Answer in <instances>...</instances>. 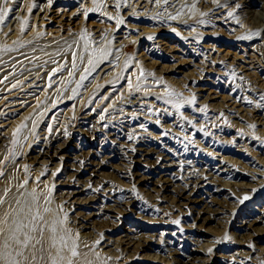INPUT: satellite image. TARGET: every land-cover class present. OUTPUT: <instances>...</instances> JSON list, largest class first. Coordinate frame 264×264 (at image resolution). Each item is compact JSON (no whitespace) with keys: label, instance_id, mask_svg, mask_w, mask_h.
Segmentation results:
<instances>
[{"label":"bare ground","instance_id":"obj_1","mask_svg":"<svg viewBox=\"0 0 264 264\" xmlns=\"http://www.w3.org/2000/svg\"><path fill=\"white\" fill-rule=\"evenodd\" d=\"M26 1L27 0L21 1L20 2L21 5H19L18 3L17 7L13 8L14 10L13 12L8 11L7 16L3 19V21L5 20V25H4L5 27L3 30L4 33L7 34L11 32L13 33L17 32L18 19L21 18L25 13V8H24L25 5L22 4ZM30 1L33 4V7L36 12L35 17L37 18V22H36L37 26L36 28L34 26V28H32L31 31L37 30L38 33L48 34V37L45 38L46 40L41 41V43L42 42H46L48 44L53 43L49 48L50 51L55 50L57 51V53L62 51L63 53H66V51L69 48L70 40L72 39V35L74 32L73 27L76 24L74 23L75 20L74 15L76 13V10L80 9L81 11L85 12V10L87 9V7H89L92 0H61L59 2L58 0H44L43 2H40L38 0H30ZM254 2H259L260 6L263 8L261 12H257V11L254 12L252 10L248 11L247 13L249 16L248 19H245V21L241 20L242 18L240 19L239 16H235V13L237 11L236 8L238 4L241 3L254 4ZM68 3L70 4V6L76 5L77 7L75 6L76 8L71 10ZM64 7L66 9H64ZM120 7L117 4L111 2V0H107L104 3L102 10L98 12L99 17L102 21L108 22L109 20H111L110 18L113 16V13L116 11H117L116 13H121L120 11H123L122 12L123 14H121L120 21L117 23L115 22L114 25L110 28V30L108 29L109 33L107 35H104V31L101 30L98 26L94 29L93 27L91 28L90 26L86 25L87 29L85 32H87L88 38L90 39L89 41L98 43L101 40H103L102 37L105 36L106 38L107 37L109 38L110 44L112 43L113 39H116L117 42H120L122 44L127 40L128 36L133 37V35L139 33L136 28L139 29V27H141L143 28L142 30L147 28V26L146 28L142 27V24L145 25L147 23H150V25H155L157 23H164L168 27L171 26V30L173 32H178L177 35L179 36L180 41L182 43L185 42L187 43V41L188 42L193 41L197 45V48H199L196 51L203 50L202 57L200 58V62H199L200 64H196V65L192 64V60L195 59L196 52L195 50L193 51L190 48H188V50H191V52H194V54L190 55L191 56L190 58L183 56L181 57L182 59L179 62H176L174 64L172 61L174 53L170 55L169 51L171 50V48L168 46L165 48L161 47L160 45L162 41L161 39L160 41L152 45L153 48L152 51H148L147 49V50H143L141 54L139 53L140 55L137 57L135 64L138 65L140 64L139 66H142L143 68L147 67L146 69L148 71L146 72H148V75H151L150 79H152V82H147L145 84H153V82L155 81L156 85L161 86V83L163 82L164 79L165 80L164 82H166V86L172 84L180 89L182 93L179 96L176 95L177 98L184 97L185 99L184 101L179 100L180 98L178 100L166 99L159 94L157 95V99H156L157 103L159 104L158 106L168 105L170 106L171 109H173L174 106L180 107L181 105L183 106V104H192L191 99L199 100L200 101L199 103L204 105L207 101L211 100V97L209 95L210 91H207L206 93L201 92L202 89L200 90L199 88L197 89L195 87L196 86L195 82L201 80L202 76L207 78H209L210 76L218 77L224 71H229L228 75L231 77H234L235 74L236 75L240 74V76L244 77L245 79L244 82L246 84V89H247V92L244 93L245 98H250V99L264 98V76L261 73L262 71H264V37L260 39V41H258V39L248 41L247 42L248 48L244 46L245 48L243 49H245V51L241 49L242 50L241 54L239 55L233 54L232 57L229 56L228 50L220 49L217 47V45H219V43L221 42L223 43V45H225V44H229L227 43L229 40L235 39L233 36H228L227 34H223V30L225 33V30H231L230 27L236 26L237 27L236 33L238 34V36L241 35L243 36V39L245 38L247 39L251 35L250 30H248L249 26L263 27L261 20H264V0H223V1L124 0V2ZM87 13L88 11L84 13L85 16L87 15ZM229 13H231V15H229ZM2 14L3 12L2 13L0 12V15ZM83 18L84 21L86 17ZM224 21H228V23H223ZM96 24L99 25L100 22ZM224 24H225V29L222 28ZM227 24L230 26L227 27ZM41 43L39 44L35 43L33 46L41 47L46 44V43L44 44ZM14 47L15 48L10 51V54L5 59L0 60V114L7 115L5 117V121L8 120L7 123L12 124V126L16 125L22 119H25L24 128L26 129L29 125L32 124L33 122L32 118L34 120L37 114L38 115L42 113L47 114L49 112H54L58 109L55 112V114L49 118L51 122V126H48L46 128L44 127L43 131L38 135V144L36 145V148L31 152L33 156L31 157L32 160L31 162H29V164L32 163L39 166V167L37 166L35 167L37 171L39 170L38 168H41L40 165H44L49 162H54V161L56 162L58 160L60 164L58 168L61 166L62 162L64 163L61 172L62 174H64L63 178L60 179L61 180L60 182L56 181L57 184L56 185L53 184V188L55 189L54 196H56V201L60 205L63 211V217L66 226L70 232V237L67 240V246L69 248V252L71 254V249L73 246H75L77 252L76 256L71 257L73 264H107L108 262H104L103 259H112V258L109 255L104 256L103 253L100 254L101 252L99 253L94 250L96 244L95 242H99L101 240H102L101 243H103L105 247L111 248L110 252L113 253V255L114 253H119V254L123 253L126 254L128 257H133V258L137 257L141 259L142 262L148 261L150 260V258L152 259L151 256L154 254L152 255L148 254L149 252L147 251L153 252L157 250L155 248L158 247H156L151 241V238L154 237V235L156 234L151 233L149 236L146 237L144 234H142V232L131 233L130 230L127 229H122V228L117 229L116 226H114L116 225L117 220L115 224H109L111 223L110 222L111 220L110 221L108 220V222H103L101 220L103 224L99 225L98 227H95L99 218L107 217V215H109L108 213L110 212L118 213V211L113 210L115 207H118L120 209L119 213L121 215H123V213L126 211L132 212L133 201L130 199V197H128V199L126 200L116 199L115 200L116 206L114 205L115 207H113V205L109 203L106 204L110 200L109 198H111L114 195L116 196L118 194V192L114 191L111 188L108 189L102 188V191L100 190L101 191L100 193H97L96 191L90 193L82 187L71 188L72 179H74V182L76 183L80 181L84 182L83 186L86 183H88L87 185H89V183L94 181L97 182L98 180V179H93L95 172H97V167L96 168L92 167L94 161L91 155L89 154L91 142L90 143L87 142L84 144L83 152L82 154L80 153V155L78 156V162L80 164L79 167L82 170H80L79 168L74 169L72 166H70L72 163L68 164L69 158L67 157L66 154L67 148H65V145L70 141L72 135L74 134L73 120H72L73 123L72 125L70 124L69 120H66L72 117V110H71L72 105H70L69 102L70 99L68 97L67 98L64 97L62 98L61 101H58L55 97L56 96L55 94H53L54 97L52 99H49L51 97V94L56 89L55 78L52 77L51 79H48L49 72H46L44 68L45 66L39 67V66L31 65L29 67L28 65H26L27 63H30L31 60H33V57L35 56L34 47H32L33 49H30L31 47H28L26 44L19 46L15 45ZM125 47L126 48L129 47V45H125ZM248 49L251 50L252 52L248 54V58L250 59V61L246 62L244 56L246 55V50ZM166 50L168 51L167 53L165 52ZM157 51L159 52L158 54L156 53ZM204 55L208 57V60L204 59ZM145 61H147V63L144 64ZM111 63L112 61L108 59H102L99 63H97L94 67V69H97L98 71L97 75L95 76L97 77L99 76V78H101V75L103 74L102 77L104 78L105 76L113 73L115 70L114 68L115 65ZM256 64L257 66H255ZM177 65L182 66V68H187V66H193V69L187 71H181L180 75L183 78H181L178 82L176 80H174L173 82V79L168 77L170 74L174 73L175 71L174 68ZM215 67H219V68H215ZM221 67H224V69L222 70ZM110 78L112 77L111 76L108 77L106 82L109 81ZM141 80L142 81L140 82H145L143 80H146V78ZM16 81H21V84H19L18 86H14L16 84ZM157 81H160L161 83L159 82V84H157ZM167 82L170 83L167 85ZM210 82L208 81L207 85H210ZM111 92L112 91H107L106 92L107 94L105 96L109 97V95L113 94ZM136 93L147 94V92H145V90L142 89L138 90V92L136 91L135 93L132 91L129 93L130 96L126 97L119 104L122 107L123 106L128 107V109L133 108L135 103L134 101H132L133 99L132 100L130 99V97H133L131 95ZM221 100L224 102V105L221 106V111L223 108H225L227 113L225 115L228 117L231 116L234 119H236L237 124L241 125L249 121L250 126L256 123L264 125V121H263L264 113H262V109L260 108V106L256 105L255 103L250 104V106H245L243 103H237L238 99L230 94H228L227 96L223 95ZM217 108L220 109V106L218 105ZM110 110L103 109L100 111V114L98 115L94 114V110L84 111L83 113L84 119L78 122L77 126H75V128H77L76 129L77 133L75 134L76 135L75 137L77 136L81 137V134H83L87 136V138H89L88 141L95 140L96 142H98L99 139H101V137H106L107 139H109V137H113V139H117V138L120 139V137H122L121 141H119L116 147V150L118 151L121 158H125L134 166L138 165L140 159L150 160L151 164L156 165L159 173L164 174V172L167 171V169L164 168L172 166L174 159H176V153H177L176 149L171 148L172 145L168 143H165L163 141L158 142L155 139L146 142L142 138H138L135 136L133 138L125 137L124 135L125 132H123V130H121V133L119 135L116 131L114 132V130L109 126H107L106 124L108 120L110 118L112 119L113 117L112 114L114 112H109ZM187 110L189 111L188 112L189 117L195 116V114L198 112L194 108H189V107ZM126 112L125 114H127ZM120 113L122 112H119V114ZM99 118H106L105 122L103 121V123H101L99 121ZM169 118L170 117H166V116L163 117V123L161 125V128H163V130L169 127L171 128L172 123L170 122ZM214 123L213 125H211V123L209 124L211 125V127H209V129L206 130V132L209 131L211 133L212 131H214V133H218V138H212L210 142L205 141L207 143L204 147H206V149L210 152L211 151L218 152L222 158L226 153L229 154V157L231 155L232 160L233 157H235L234 158L235 162L239 161L241 165L239 167L244 169V172L239 171L238 173H236L234 175V179L239 180L241 182H243L242 180H245L247 182H243L244 185H242L241 183V186L238 185L237 188L235 187L230 189L229 193H231L230 194L231 196L230 197L224 196L225 198L223 197V199L218 198L221 195L222 190L219 188L218 189L215 188L216 190L214 189L215 192L210 202L209 203L205 202L203 204L201 203L202 204L201 208L200 209L197 208L198 211L194 212L193 215L191 214V219L193 223L199 229L204 228V225L206 223H208L210 220H214L216 215L220 214L221 211L218 208L220 206V201L221 204L231 203L232 200L240 197L242 194L245 193L246 185H248V181L253 180L255 183H257L260 178L264 179V175L259 174L261 172L251 173V174L245 173V169L247 167L251 169L255 167L258 168L259 166H261L264 168V150L263 151L256 150L258 154L257 158L255 157L256 155L248 156L247 153L245 152L249 148L245 145L242 139L241 140L239 139V141L235 142L236 138L229 139L228 142L229 144H233V143L235 144L234 147H230V145H227L225 142H223L224 141L223 138L225 137L227 130L226 131L223 130L222 127ZM129 125L130 124L125 125V127H129ZM5 126L6 123H2V129H4ZM25 129L22 132L26 131ZM67 130H69V133H67L68 132ZM210 135H212V133ZM212 141L214 142L212 143ZM225 141H227V138ZM5 145H6V136L4 135V132H2L0 129V147L6 148ZM242 148L245 149V151L243 152L244 154L241 153V150H238ZM80 151H82V149ZM177 158H179V156ZM107 160L108 162L110 161V159ZM97 164L98 165L102 164V162ZM222 166L225 167L228 165L224 163L222 164ZM129 168H127L128 172H130ZM237 169H235V171H237ZM178 171H179L178 172L179 183L177 184L174 183L168 184V181L162 178L163 175L162 177L157 176L155 181L153 180V182H149L152 185L151 187L152 190H155L157 193L156 196L155 195L153 197L151 196L152 198L149 197L150 198L149 203H151L152 207H157L159 205L162 196L160 195L158 196V194L164 193V195L167 198H169L168 203L170 205L169 209H172L170 210L171 214L175 212H181L180 211L181 207L183 208L184 206L193 204L192 203L193 201L190 198V194L198 184H200L203 181L209 184L213 183L215 187L222 184L220 181H218L219 178L217 177V174L211 172V170H206L205 168L196 170L195 168L188 169V167L186 166V167L178 168ZM81 172L82 173L86 172V176L84 179L81 178L84 177L82 176ZM7 174H5L6 176L0 182V184H2L0 186V264H6L9 258L11 260V261L9 260L10 262L9 264H12L13 261L17 262V264H27V261L25 259L27 250L31 252V256H32V251H34V254L38 260L37 264H42L39 247L37 246L36 249H34L33 247L34 235H33V231L31 230L32 228H34L35 220L33 219V217L36 216L39 210L38 205L35 204L34 202H28L29 200L26 201L23 198V193H20L19 191H16L13 188H11V181L9 180V178H7ZM129 174L130 176L128 177V179L131 182H135L136 184L137 183L142 184L143 180H146L149 175V173L147 172L142 173L140 170L130 172ZM151 174L154 173L152 172ZM234 183L236 184V182ZM123 184L125 183L123 182ZM35 187L41 189L40 184H35ZM109 187H111V185ZM125 195L126 193L124 191V193H122L121 196L124 197ZM253 201H254L253 204L256 203L262 204V210L259 211L260 212L259 214L264 215V200L256 198ZM216 205L218 206L217 208ZM246 207H248V204L246 206H242V208L238 212L237 209L232 211L233 208L229 212V215L231 213L232 220L235 219L236 221L234 224L230 225V231H227L226 228L224 229L223 231L224 237L226 238L231 237L233 239H236L235 237L239 236L242 238L241 236L242 234H240L241 229L243 230L247 228H252V227L253 228H252V233L249 232L248 234H246L245 243L243 242L240 243L239 242L240 240H238V242L236 243L237 245L236 244L235 246L232 245L235 254L233 256L239 257L240 259H244L243 262L232 261L228 264H253L252 263L253 260L250 261L249 258L251 254H252L251 256H253V254L255 253H256L255 255L257 256H263L264 259V246L260 245V244L264 245V224H263L264 221H262L261 218L256 220L257 217L256 219L255 218L245 219L244 214H247L248 212L246 210L247 209ZM222 214H226V211H224ZM145 215H148V211L147 214ZM166 220L168 219L166 218ZM236 223H238L237 224L238 226H236ZM137 224L139 225V223ZM261 224L262 226H259ZM145 225L142 226L145 227ZM89 230L90 231L92 230L91 232L96 231L97 233H99L101 240L95 238L92 240L91 238L92 236L90 237V235H87V231ZM214 231H210V230L201 231V236L215 237L216 231L215 232ZM25 235L31 237L26 247L22 243L17 244L15 242L16 239H20L22 241ZM173 240H175V237L173 235L170 238L167 237V241H166L167 249L165 250L171 252L170 256L177 255L191 260H201L196 257L193 258L191 256H195L196 254H200V253L206 254L210 250L212 251L213 248H217L220 251L226 249V246L224 247L223 245L222 242L223 240H221L216 244H214L213 242H212L213 244L209 243L211 245L206 246V251L202 250L200 247L199 248L195 246L189 247L187 253L185 254V252L181 251L178 248L177 249H175V247L172 248L174 244ZM5 245H8V247L5 248ZM230 247L231 246L229 245L228 248ZM158 249L163 250L162 247H159ZM17 252L22 253V255H17ZM5 253H10V257L7 258V256L4 255ZM153 260H155V258ZM206 260H201V261H206ZM217 260H219L218 257L216 258V261Z\"/></svg>","mask_w":264,"mask_h":264},{"label":"rangeland","instance_id":"obj_2","mask_svg":"<svg viewBox=\"0 0 264 264\" xmlns=\"http://www.w3.org/2000/svg\"><path fill=\"white\" fill-rule=\"evenodd\" d=\"M21 1L23 0H0V12L2 13L4 9H8L9 12L11 11L13 12L14 11L13 8L17 7L18 3L19 5H21L20 4ZM38 1L43 2L44 0H38ZM59 1L61 0H58V2ZM106 1L107 0H92L89 7H87V9L85 10V12L88 11L86 16L84 14L85 13L84 11H81L80 9L76 10V13L74 15L75 17L74 23L76 24L73 27L74 32L72 35V39L70 40L69 48L66 51V53H63V51L58 53L55 50L50 51L49 48L53 43L52 44H48L46 42L41 43V41L46 40L45 38L48 37V34L38 33L37 30L31 31L32 28H34V26L35 28L37 26L36 23L37 18L35 17L36 12L30 0H27L24 3L22 2L23 3L22 5H25L24 7L25 13L21 18L18 19L17 32L15 33L11 32L7 34L4 33L3 30L5 27L4 26L5 20L3 22L0 21V60L5 59L10 54V51L15 48L14 47L15 45L19 46L26 44L28 47H31L30 49H33L32 47H34L35 56L33 57V60H31V62L27 63L26 65H28L29 67L31 65L39 66V67L45 66L44 68L46 72H49L48 79H51L52 77L55 78L56 89L51 94V97L49 99H52L54 97L53 94L56 95L55 97L58 101H61L62 98L64 97L65 98L68 97L70 99L69 102L70 105H72L71 108L72 117L66 120H69L71 125L74 123L73 124L74 134L72 135L70 141L65 145V148H67L66 154L67 157L69 158L68 164L72 163L70 166H72L74 169L79 168L80 170H82L79 167L80 164L78 162V156L80 155V153L82 154L84 144L87 142L88 143L91 142L89 154L91 155L94 161L92 167L93 168L97 167V172H95L93 179H98V180L97 182L94 181L89 183V185H87L88 183H86L83 186L84 182L80 181L76 183L74 182V179H72L71 188L82 187L90 193H93V191L100 193L102 191V188L103 189L111 188L114 191L118 192V194L116 196L114 195L111 198H109L110 200L106 204L109 203L113 205V207L116 206V201H115L116 199L126 200L128 199V197H130V199L133 201V207H132L133 213L131 211H126L127 213L124 212L123 215H121L119 213L120 209L118 207H115L113 210L118 211V213L112 212L113 213L112 214L110 212L108 213L109 215H107V217L99 218L95 227L102 225L103 222H108V220L109 221L111 220L110 221L111 223L109 224H115L117 220L116 225H114L116 226L117 229L120 228L127 229L130 230L131 233L142 232V234H144L146 237L149 236L151 233L156 234L154 235V237L151 238V241L156 247L163 248V250L155 248L157 250L153 252L147 251L149 252L148 254L151 255L154 254V255L151 256L152 259L150 258V260L145 262H142L141 259L137 257L136 258L128 257L126 254L123 253L122 254L114 253L113 255V253L110 252L111 248L105 247V245L101 243L102 240L100 239L99 233H97L96 231L91 232L92 230L91 231L89 230L87 231V235H90V237L92 236L91 237L92 240L94 238L101 240L99 242H95L96 244L94 250L99 253L101 252L100 254L103 253L104 256L109 255L112 258V259H103L104 262H108L107 264H174V263L175 264H206V263L228 264L232 261L243 262L244 259H240L239 257L233 256L235 255L233 246H235L238 240H240L239 241L240 243L242 242L245 243L246 234H248L249 232L252 233L253 227L243 230L241 229L240 234H242L241 235L242 238L236 236L235 237L236 239H233L231 237L230 238L224 237L223 231L225 228L227 229V231H230V225L234 224L236 221L235 219L232 220L231 213L229 215L231 209L233 208L232 211L237 209L238 212L242 208V206H246L247 204L248 207H246L247 208L246 210L248 212L247 214H244L245 216L244 218L256 219L257 217L256 220L261 218L262 221H264V217H263L264 215L259 214L260 213L259 211L262 210V204L261 203L253 204L254 203L253 200L256 198L264 200V179L260 178L257 183H255L253 180L248 181V185H246L245 193L242 194L240 197L232 200L231 203L221 204L220 201V206L218 207L216 205V208L218 207L222 213L226 211V214H222L220 212L221 215L220 214H218L219 216L216 215L215 219L210 220L208 223H206L204 225V228L202 229L197 228L196 225L193 223L191 219V214L193 215L194 212L198 211V209L201 208L203 203L205 202L209 203L216 189L219 188L222 190L221 195L218 198L223 199L224 196L225 197L231 196L230 195L231 193H229L230 189L235 187L237 188L238 185L241 186V183L242 185H244L243 182H247L245 180H242L243 182H241L239 180L234 179V175L236 173H238L239 171L244 172V169L239 167L241 166L239 161L235 162L234 160L235 157H233L232 160L231 155L230 158L229 154L226 153L222 158L218 152H212V151L210 152L206 149V147H204L207 142L211 141L212 138H218V133H214V131H212L211 132L213 135L212 137L209 131L206 132V130H208L209 127H211V125H213L214 122H215L214 124H217L218 126L222 127L223 130L225 131L227 130L226 135L223 138L224 140L223 142H225L227 145H230V147H234L235 144L234 143L229 144L228 143L229 139L236 138L235 142L239 141V139L240 140L242 139L245 145L249 148L248 149L249 151L247 150L245 152L247 153L248 156L256 155L255 157L257 158L258 157L257 151L264 150V127H263L264 125L256 123L250 126L249 121H247V123H243L244 125L237 124L236 119H234L231 116L228 117L225 115L227 114L225 108H223L221 111V106L224 105V102L221 100L222 96L223 95L227 96L228 94L235 96L238 99L237 103H243L245 106H250V104L255 103L256 105L260 106V108L262 109V113H264V98L263 99L245 98L244 93L247 92V89H246V84L244 82L245 81L244 77L240 76V74L237 75L235 74L234 77H231L228 75L229 71H224L226 74L223 72L218 77L210 76L209 78L202 76L201 80L195 82L196 85L195 87L197 89L199 88L200 90L202 89L201 92L206 93L207 91H210L209 95L211 97V100L207 101L204 105L199 103L200 102L199 100L191 99L192 104H183V106L181 105L180 107L174 106L173 109H171L170 106L168 105L158 106L159 104L157 103L156 100L157 95L160 94L163 96V98L166 99L178 100L180 97L177 98V96H179L182 92L176 86L169 84L170 82H167V85L168 84L169 85L166 86V82H164L165 81L164 79H163L164 83L157 81V84H159L160 82L161 86L163 87H161L160 85H156L155 81H154L155 83L153 82V84H145L147 82H152V79H150L151 75H148V72H146L148 71L146 69L147 67L143 68L142 66H139L140 64L139 65L135 64L137 57L141 54V52L147 49L148 51H152L153 49L152 45L157 43L161 39L163 41V42L161 41L160 44L161 47L165 48L168 46L171 48V50L169 51L170 55L174 53L173 54L174 56L172 58L174 64L176 62H179L182 59L181 57L183 56L190 58L191 57L190 55L194 54V52H191V50L193 51L195 50L196 52L195 59L192 60V64L196 65V64H200L199 62H200V58L202 57L203 50L196 51L199 48H197V45L193 41L192 42L187 41V43L186 42L182 43L180 41L179 36L177 35L178 32H173L171 30V26L168 27L164 23H157L155 25H150V23H147L145 25L142 24V27L146 28L147 26V28L144 30H142L143 28L141 27H139V29L136 28L139 33L133 35V37L128 36L127 40L122 44L120 42H117L116 39H113L112 43L110 44L109 38L108 37L106 38L105 36H103L102 37L103 40H101L98 43L89 41L90 39L88 38L87 32H85L87 26H90L91 28L93 27L94 29L98 26L101 30L104 31V35H107L109 33L110 28L114 25L115 22L117 23L120 21L121 14H123L122 13L123 11H120L121 13H116L117 12L116 11L113 13V16L110 18L111 20H109L108 22L102 21L99 17L98 12L102 10L104 3ZM219 1H223V0H219ZM111 2L117 4L120 7L124 2V0H111ZM75 6L76 5L70 6V9L71 10L75 9L77 7ZM64 9L66 8L64 7ZM236 10L237 11L235 13V16H239L240 19L242 18L241 20L245 21V19H248L249 16L247 13L248 11L252 10L254 12L256 11L261 12L263 8L260 6L259 2H254V4H247V3L238 4ZM83 17H86L84 21H83L84 19ZM99 22H100L99 25L96 24ZM261 22L263 24V27H259V26L248 27V30H250L251 32V35L247 39L246 38L243 39V36L241 35L238 36V34L236 33V29H237L236 26L230 27L231 30H225V33L223 30V34H227L228 36H233L235 39L229 40L227 42L229 44H225V45H223V43L221 42L219 43V45H217V47L220 49L228 50L229 56L231 57L233 56V54H237V55L241 54L242 53L241 49L245 47L248 48L247 45L248 41L254 39H258V41H260V39L264 37V20H261ZM223 23H228V21H224ZM223 26L222 28L225 29V24ZM228 26L230 25L227 24V27ZM148 28H151L153 30ZM35 43L37 44L46 43V44L41 47L33 46ZM125 45H129V47L126 48ZM188 48H190L191 50H188ZM243 50L245 51V49ZM165 52L167 53L168 51L166 50ZM251 52L252 51L249 49L246 50V55L244 56L246 62L250 61V59L248 58V54H250ZM156 53L158 54L159 52L157 51ZM90 59L92 61V64H89ZM102 59L111 60L112 61L111 64L115 65L114 66L115 70L110 75H107L103 78L102 77L103 74H102L101 78H99V76L98 77L95 76L97 75L98 71L97 69H94V67ZM204 59L208 60V57L204 55ZM74 63H75V67H73ZM145 63H147V61H145L144 64ZM255 66H257V64ZM86 68L89 69L88 72L85 71ZM215 68H219V67H215ZM190 69H193V66H187V68H182V66L177 65L174 68L175 70L174 73L170 74L168 78L173 79V82L174 80L178 82L181 78H183L180 75V72L187 71ZM221 69L223 70L224 67H221ZM69 73H71V75H69ZM261 73L264 76V71H262ZM82 76L86 78L82 80L81 79ZM110 76L112 78H110L109 81L106 82L107 78ZM144 78H146V80H143L145 82H140L142 81L141 79ZM208 81L209 82L211 81L210 85H207ZM19 84H21V81H16V84L14 86H18ZM141 89L145 90L147 94L136 93L131 95L133 97H130V99L131 100L133 99L132 101H134L135 103L133 108L128 109V107L125 106L122 107L119 104L126 97L130 96L129 94L130 92L133 91L135 93L136 91L138 92V90ZM107 91H112L111 93L113 94L109 95V97H106L105 95L107 94L106 93ZM179 100L184 101L185 99L184 97L183 98L181 97ZM218 105L220 106V109L217 108ZM188 107L194 108L195 110L198 111L195 114V116H191V117L188 116L189 114L188 113L189 111L187 110ZM103 109L104 110L111 109L109 112H114L112 114L113 116L112 119L110 118L106 124L107 126L112 128L114 132L116 131L119 135L121 133V130H123V132H125L124 133L125 137L128 138H133L135 136L138 138H142L146 142L155 139L158 142L163 141L165 143L172 145L171 148L176 149L177 152L176 159H174L172 166L165 167L164 169H167V171L164 172V174L159 173L156 165L151 164L150 160L140 159L138 165L134 166L125 158H121L118 151L116 150V147L119 141H121L122 137H120V139L119 138L113 139V137H109V139H107L106 137H101V139H99L98 142H96L95 140L88 141L89 138H87V136L83 134H81V137L79 136L75 137L76 136L75 134L77 133L76 131L77 128H75V126H77L78 122L84 119L83 117L84 111L94 110V114L98 115L100 114V111ZM56 111L49 112L47 114L44 113L39 115L37 114L34 120L32 118L33 121L32 124L29 125L26 129L24 128L25 119H22L16 125L12 126V124L7 123L8 120L5 121V117L7 115L0 114V129L2 132H4V135L6 136V145H5L6 148L0 147V163H1L0 173H2L0 174V182L6 176L5 174L8 173L7 178H9V180L11 181V188H13L16 191H19L20 193H23V198L26 201L29 200L28 202H34L35 204L38 205L39 210L35 216L36 219L34 223V228H36L37 230L33 231V235H34L33 247L34 249H36L37 246L39 247L42 264H52L53 259L56 260V264H68L69 260L72 262V258H71L72 255L70 254L69 248L67 246V240L70 237V232L66 226L63 217V211L60 205L56 201V196H54L55 189L53 188V184L56 185L57 184L56 181L60 182L61 181L60 179L63 178L64 174H62L61 172L64 163L62 162L61 166L58 168V166L60 165L58 160L56 162L55 161L49 162L47 164L40 165L41 168H38L39 170L37 171L35 169L37 165L32 163L29 164V162H31L32 160L31 157L33 156L31 152L36 148V145L38 144V135L43 131L44 127L46 128L48 126H51V122L49 118L52 115H54ZM119 112L122 113L119 114ZM125 112L127 114H125ZM165 116L170 117L169 120L172 123V126L171 128L169 127L163 130V128H161V125L163 123V117ZM105 119L106 118H99V121L103 123V121L105 122ZM2 123H6L4 129H2ZM210 123L211 125H209ZM124 124L125 125L130 124V125L129 127H125ZM38 126L41 128H39ZM24 129L26 131L22 132ZM67 131H68L67 133H69V130ZM226 138L227 141H225ZM213 142L214 141H212V143ZM81 149L82 151H80ZM238 150H241V153L245 151V149L243 148ZM4 151H6L7 153ZM178 156L179 158H177ZM107 159H110V161L108 162ZM100 162H102V164L98 165L97 163ZM224 163L228 166L223 167L222 164ZM186 166L188 167V169L195 168L196 170H198L201 168H205L206 170H211V172L217 174V177L219 178V179L217 178L218 181H220L223 185L220 184L217 187H215L213 183L209 184L204 181L201 182L193 189V191L190 194V198L192 199L193 204H189L188 206H184L183 208L181 207L180 210L181 212H175L171 214L170 210L172 209H169L170 208V205L168 203L169 198H167L164 195V193L158 194V196L159 195L162 196L159 205L157 207H152L151 203H149V199L152 198L154 195L156 196L157 193L155 190H152L151 188L152 185L149 182H153V180L154 181L156 180L157 176L162 177L163 175L162 178L166 179L168 181V184L169 183L177 184L179 183L178 168H182ZM127 168L130 169V172L140 170L142 173L145 172L149 173V175L146 180H143L142 184L139 183L136 184L135 182H131L128 179V177L130 176L129 174L130 172L127 171L128 170ZM235 169H237V171H235ZM152 172L154 174H151ZM245 173L246 174L259 173L261 175H264V168L261 166H259L258 168L255 167L251 169L247 167L245 169ZM82 176L84 177L81 178L84 179L86 176V172H83ZM123 182L125 184H123ZM234 182H236V184ZM35 184H40L41 189L36 188ZM1 185L2 184H0V186ZM110 185L111 187H109ZM118 185L121 187H119ZM124 191L126 195L123 197L121 195L122 193H124ZM45 209H47V211H45ZM147 211H148V215H145L147 214ZM166 218L168 220H166ZM101 220L103 222H101ZM137 223H139V225ZM237 224L238 223H236V226H238ZM142 225H145L147 229ZM259 226H262V224ZM41 227L44 229L42 235L40 234L39 231ZM53 228L55 229L54 232L52 231ZM208 230L210 231L215 230L216 232L215 231L214 232L216 236L215 235H214L215 237L209 236L210 238L201 236V231H208ZM172 235L175 237V240H173L174 244L172 248L174 247L175 249L178 248L181 251L185 252V254L187 253L189 247H193V246L197 248L200 247L202 250L206 251V246H210L213 243L216 244L221 240H223L222 242L224 247L226 246V249L220 251L217 248H213L212 251H209L206 254L200 253V254H196L195 256H191L193 258L196 257L201 260L207 259L206 261L191 260L177 255L170 256L171 252L166 251L165 249H167V245H166L167 237L170 238ZM53 238L55 239V246H53ZM37 241H40V243H37ZM229 245L231 246L230 248H228ZM260 245L264 246L262 244ZM58 251H59V256L57 255ZM255 254H253V256H251L252 255L251 254L249 260L250 261L253 260L252 261L253 264H264L263 256H257ZM32 256H31V252L27 250L25 256L27 264L38 263L34 251H32ZM9 257L10 256H7V258ZM60 257H63V259H60ZM217 257L219 260L216 261ZM154 258L156 261L153 260ZM9 260L6 264L10 263ZM180 260L182 261V263Z\"/></svg>","mask_w":264,"mask_h":264},{"label":"snow or ice","instance_id":"obj_3","mask_svg":"<svg viewBox=\"0 0 264 264\" xmlns=\"http://www.w3.org/2000/svg\"><path fill=\"white\" fill-rule=\"evenodd\" d=\"M8 11H9L8 9H4V10H3V14L0 15V21H3V19L7 16ZM229 15H231V13H229ZM89 64H92L91 59L89 60ZM73 67H75V63L73 64ZM85 71L88 72L89 69L86 68ZM69 75H71V73H69ZM85 78H86V77H84V76L81 77L82 80L85 79ZM0 174H2V173H0ZM45 211H47V209H45ZM33 219L35 220L36 217H33ZM31 230H32V231H36L37 229H36V228H32ZM39 231H40V234L42 235L44 229L41 227V228L39 229ZM52 231L54 232L55 229L53 228ZM30 239H31V237L25 235V237H24V239H23L22 241H21L20 239H16L15 242H16L17 244H21V243H22V244L26 247V246L28 245ZM37 243H40V241H37ZM53 246H55V239H54V238H53ZM7 247H8V245H5V248H7ZM210 251H211V250H210ZM4 255H6V256H10V253H5ZM17 255H22V253L17 252ZM57 255L59 256V251L57 252ZM71 255H72V256H76V255H77V252H76L75 246H73L72 249H71ZM60 259H63V257H60ZM12 264H17V262L13 261ZM52 264H56V260H55V259H53ZM68 264H72V262L69 260Z\"/></svg>","mask_w":264,"mask_h":264}]
</instances>
